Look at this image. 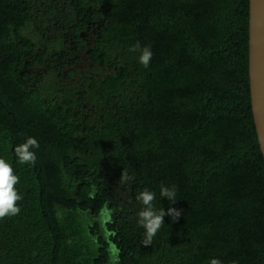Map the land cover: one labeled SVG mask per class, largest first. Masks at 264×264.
I'll return each instance as SVG.
<instances>
[{
  "label": "trees",
  "instance_id": "1",
  "mask_svg": "<svg viewBox=\"0 0 264 264\" xmlns=\"http://www.w3.org/2000/svg\"><path fill=\"white\" fill-rule=\"evenodd\" d=\"M248 19L249 0H0V156L23 197L0 264H264ZM160 183L182 214L144 246L134 194Z\"/></svg>",
  "mask_w": 264,
  "mask_h": 264
},
{
  "label": "clouds",
  "instance_id": "2",
  "mask_svg": "<svg viewBox=\"0 0 264 264\" xmlns=\"http://www.w3.org/2000/svg\"><path fill=\"white\" fill-rule=\"evenodd\" d=\"M129 51L136 54V59L140 65L147 69L153 57L150 46L142 45L139 41L129 47ZM40 148L39 141L34 136H26L22 142L16 144L13 153L19 165L35 166L37 162V150ZM133 179V175L127 171H122L120 182L127 183ZM20 182L18 175L14 174L13 166L9 160L0 156V219L16 216L21 208L18 204L23 199L22 195L15 187ZM161 199H166L169 207L165 209L161 206ZM178 189L175 184L160 183L157 189L148 187L142 188L134 194L137 205L135 213V224L142 229L140 236L144 246L151 245L157 237L161 228L165 225L164 217L167 215L171 222L180 218L182 209L172 207L178 200ZM159 202V206L157 204ZM97 219L101 223L111 222L110 211L102 210L98 213ZM118 257L113 256V264H116ZM207 264H222L216 257H209Z\"/></svg>",
  "mask_w": 264,
  "mask_h": 264
},
{
  "label": "water",
  "instance_id": "3",
  "mask_svg": "<svg viewBox=\"0 0 264 264\" xmlns=\"http://www.w3.org/2000/svg\"><path fill=\"white\" fill-rule=\"evenodd\" d=\"M248 74L253 121L264 159V0H249Z\"/></svg>",
  "mask_w": 264,
  "mask_h": 264
}]
</instances>
